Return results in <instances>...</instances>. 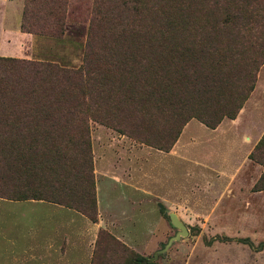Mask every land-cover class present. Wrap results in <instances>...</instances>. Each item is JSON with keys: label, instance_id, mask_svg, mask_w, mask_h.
Masks as SVG:
<instances>
[{"label": "trees", "instance_id": "16d2710c", "mask_svg": "<svg viewBox=\"0 0 264 264\" xmlns=\"http://www.w3.org/2000/svg\"><path fill=\"white\" fill-rule=\"evenodd\" d=\"M35 1L43 0H24L21 28L60 36L29 28L27 3ZM97 2L77 68L0 58V184L7 188L0 197L45 200L69 178L91 206L89 141L86 126L71 125L76 111L109 127L122 119L135 129L134 139L166 151L190 118L213 129L233 119L253 89L264 61V15L256 0ZM256 27L263 31L253 35ZM106 40L113 46L98 55L94 45ZM165 114L176 118L166 136L147 135ZM134 264L158 263L135 255Z\"/></svg>", "mask_w": 264, "mask_h": 264}, {"label": "rangeland", "instance_id": "374dc122", "mask_svg": "<svg viewBox=\"0 0 264 264\" xmlns=\"http://www.w3.org/2000/svg\"><path fill=\"white\" fill-rule=\"evenodd\" d=\"M256 1V11L262 16L264 0ZM35 2L27 3L29 28L61 35L25 32L21 28L24 0H0V58L77 68L82 64L85 36L98 16L97 0ZM32 21H36L34 26ZM260 31V27L252 30L253 35ZM112 46L110 40L94 45L98 55ZM241 108L233 119H221V132H211L219 124L209 129L197 118H190L166 151L134 139L135 129L122 119V124L109 127L78 108L81 112H75L77 118L71 125L77 130L86 126L93 173L92 204L69 178L42 201L62 203L59 206L79 212L88 221L82 210L91 213L95 222L99 216L103 218L104 226L96 232L88 264H134L135 255L158 264H264V196L254 205L253 195H249L264 191V143L260 145L264 133L248 154L253 164L242 165L237 138L226 126L236 118L235 125L264 128V61ZM157 117L159 123L146 131L150 137L166 136L176 119L167 114ZM254 164L262 167L258 178L253 173ZM125 169L132 171L130 186L120 182L119 175ZM43 179L41 186L45 185ZM2 186L0 191L6 193ZM25 201L29 200L0 197V264H38L29 258L30 242L25 232L30 209ZM245 201L250 206H245ZM4 205L9 208L4 209ZM169 214L185 227V235L178 234Z\"/></svg>", "mask_w": 264, "mask_h": 264}, {"label": "crops", "instance_id": "0c3cea01", "mask_svg": "<svg viewBox=\"0 0 264 264\" xmlns=\"http://www.w3.org/2000/svg\"><path fill=\"white\" fill-rule=\"evenodd\" d=\"M242 109L238 114H240ZM236 120V118L231 120V123L226 126L237 138L238 146L236 147L240 150L238 156L241 157L239 164H249L252 162L249 160L248 154L264 133V128L256 130L247 127V125H235ZM220 126L221 124L211 130V132L223 131L218 130ZM240 167L238 170H240ZM261 168L257 165L254 166L253 173L257 174L256 178H258ZM123 173L119 175L120 182L129 185L128 176H131L132 171L125 169ZM249 195H253L252 199L255 205L256 201H260L263 198L264 191H255L249 193ZM24 204H29L28 210L30 209L28 231L25 233L29 237V258L31 260L37 261L38 264H88V256L91 253L96 232L102 225L100 221L102 217L99 216L97 222L91 223L79 212L54 203L42 200H29L25 201ZM244 205L250 206L249 201H245ZM8 206L4 205L3 208L7 209L9 208ZM97 209L99 210L98 194ZM21 218H24L22 213ZM107 218L111 219L110 217ZM102 223L104 222L102 221Z\"/></svg>", "mask_w": 264, "mask_h": 264}, {"label": "water", "instance_id": "95a60500", "mask_svg": "<svg viewBox=\"0 0 264 264\" xmlns=\"http://www.w3.org/2000/svg\"><path fill=\"white\" fill-rule=\"evenodd\" d=\"M169 219H170L171 224L174 227L178 228V230H179L178 234L179 235H185L186 234L185 227L178 221V219L175 217V215L169 214ZM168 244H169V242H168ZM148 261H153V260L148 259Z\"/></svg>", "mask_w": 264, "mask_h": 264}]
</instances>
